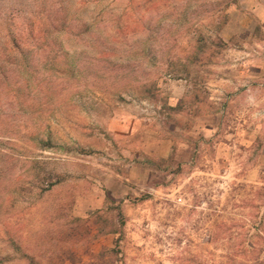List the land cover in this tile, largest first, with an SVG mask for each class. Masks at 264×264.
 Wrapping results in <instances>:
<instances>
[{
    "label": "rangeland",
    "instance_id": "obj_1",
    "mask_svg": "<svg viewBox=\"0 0 264 264\" xmlns=\"http://www.w3.org/2000/svg\"><path fill=\"white\" fill-rule=\"evenodd\" d=\"M0 264H264V0H0Z\"/></svg>",
    "mask_w": 264,
    "mask_h": 264
},
{
    "label": "trees",
    "instance_id": "obj_2",
    "mask_svg": "<svg viewBox=\"0 0 264 264\" xmlns=\"http://www.w3.org/2000/svg\"><path fill=\"white\" fill-rule=\"evenodd\" d=\"M28 34L32 36V31H28ZM21 43H22V42H20L19 37H18L17 35H16V36H12V37L10 38V46H11L10 48H12L13 50H15V51H17V52H21V47H22ZM141 90H142L143 92L147 93L148 96H151V97L154 96V94L151 93L149 87L147 88V87H145L144 85H142ZM46 146H47V145H45V147H46ZM53 178H54V179H48V183H47V184H48L49 186H51V185L57 183L58 180H59V177H57V176H55V177H53Z\"/></svg>",
    "mask_w": 264,
    "mask_h": 264
}]
</instances>
